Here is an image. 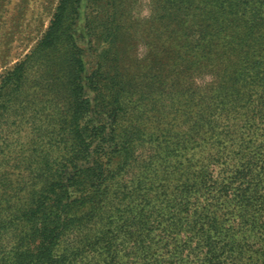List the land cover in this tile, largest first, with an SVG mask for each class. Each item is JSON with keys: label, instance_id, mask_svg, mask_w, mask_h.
Wrapping results in <instances>:
<instances>
[{"label": "trees", "instance_id": "1", "mask_svg": "<svg viewBox=\"0 0 264 264\" xmlns=\"http://www.w3.org/2000/svg\"><path fill=\"white\" fill-rule=\"evenodd\" d=\"M77 1L61 0L37 48L2 77L0 113L27 87L29 71L48 62L35 64L38 54L57 48L64 12ZM173 16L174 26H164L174 35L170 86L187 122L186 146L176 149L188 156L172 153L171 161L184 164L185 177L170 172L175 182L158 189L140 187L138 179L126 194L112 189L117 170L132 161L133 138L118 130L124 81L103 77L99 63L87 78L90 99L73 41L63 74L38 89L55 109L63 97L60 121L46 126L56 137H30L26 152L10 155L11 142L0 136V264H179L183 252L197 264H221L230 229L217 211L190 198L260 179L254 171L263 168V155L250 143L253 136L264 141V0H180ZM260 255L264 264V249Z\"/></svg>", "mask_w": 264, "mask_h": 264}, {"label": "rangeland", "instance_id": "2", "mask_svg": "<svg viewBox=\"0 0 264 264\" xmlns=\"http://www.w3.org/2000/svg\"><path fill=\"white\" fill-rule=\"evenodd\" d=\"M178 1L78 0L69 5L64 12L57 48L38 54L35 64L48 62L42 67L39 65L38 70L33 67L29 71L27 87L14 98L10 109L0 113V136L6 133V139L11 142L10 155L25 151V142L30 137H56L54 133H45L48 130L46 126L54 120L60 121L64 113L63 97L59 108L55 109L54 105L49 106L45 97L40 96L38 89L63 74L64 52L74 41L82 50V83H85L84 91L90 99L93 91L86 86L87 78L99 63L104 64L100 70L103 77L115 74L124 81L119 95L126 103L118 118V130H127L126 134L133 138L132 161L129 159L120 171L117 170L119 182L112 189L126 194L136 185V179L140 187H170L175 182L170 172L176 173V180L181 176L184 178L187 170L184 164L175 166L171 161L174 154L188 156L187 151L176 149L180 144V147L186 146L183 135L187 122L184 108L181 109L172 98L174 92L170 84L174 61L167 46L172 43L174 35L168 38L169 30H164V26L169 29L174 26L171 20ZM60 2L0 0V83L15 63L37 48L59 11ZM185 25L178 29V34L183 32ZM204 79L198 78V83H203ZM46 92L49 91H43L44 94ZM11 94L6 92L5 97ZM252 139L251 152L263 155L261 159L264 160L262 137L253 136ZM200 156L197 153L195 157ZM117 159L114 164L120 168ZM259 166L264 168V161ZM263 168L254 171L259 180L252 176V179L237 181L226 191L205 190L206 195L199 196L196 201L190 198V202L203 205L207 211H217L224 219L221 222L223 228L230 229L222 242L225 245L220 252L221 264H261L260 254L264 249ZM119 197L122 202L128 199L127 195L125 198L119 194ZM213 197L217 201H213ZM211 202H217L220 209L210 205ZM185 254L187 252L179 256V264L183 260L185 264H197L196 257L187 258ZM228 254L233 257H228Z\"/></svg>", "mask_w": 264, "mask_h": 264}]
</instances>
